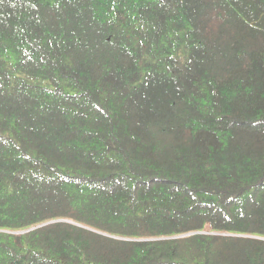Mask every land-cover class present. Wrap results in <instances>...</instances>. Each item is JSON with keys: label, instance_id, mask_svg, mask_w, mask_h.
<instances>
[{"label": "trees", "instance_id": "16d2710c", "mask_svg": "<svg viewBox=\"0 0 264 264\" xmlns=\"http://www.w3.org/2000/svg\"><path fill=\"white\" fill-rule=\"evenodd\" d=\"M0 264H264V0H0Z\"/></svg>", "mask_w": 264, "mask_h": 264}, {"label": "water", "instance_id": "95a60500", "mask_svg": "<svg viewBox=\"0 0 264 264\" xmlns=\"http://www.w3.org/2000/svg\"><path fill=\"white\" fill-rule=\"evenodd\" d=\"M46 223H48V222H46ZM43 224H45V223H43ZM40 225H42V224H40ZM40 225H38V226H40ZM32 228H34V227H32ZM32 228H30V229H32ZM26 231V230H25Z\"/></svg>", "mask_w": 264, "mask_h": 264}]
</instances>
